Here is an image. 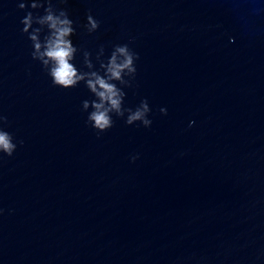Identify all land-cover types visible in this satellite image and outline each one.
I'll use <instances>...</instances> for the list:
<instances>
[{
    "label": "water",
    "instance_id": "1",
    "mask_svg": "<svg viewBox=\"0 0 264 264\" xmlns=\"http://www.w3.org/2000/svg\"><path fill=\"white\" fill-rule=\"evenodd\" d=\"M40 2L73 21L81 72L117 46L136 72L97 132L85 83L34 58L45 7L0 0V264H264V0ZM145 100L152 125H128Z\"/></svg>",
    "mask_w": 264,
    "mask_h": 264
},
{
    "label": "clouds",
    "instance_id": "2",
    "mask_svg": "<svg viewBox=\"0 0 264 264\" xmlns=\"http://www.w3.org/2000/svg\"><path fill=\"white\" fill-rule=\"evenodd\" d=\"M66 3L67 0H64ZM28 5L26 3L18 4L20 9H24ZM32 8L45 7L40 0H32ZM46 14L37 19V23L48 29V35L44 41L39 39L40 28L35 29L29 35L33 41L34 58L42 60L43 64L49 67V75L54 85L60 88H74L82 81L88 90L95 97L91 102L84 101L83 107L87 110L89 107L93 109L88 115V122L97 132L107 131L113 126L112 114L123 116L125 109L123 108L125 93L122 88H118L114 81L125 84L124 76L126 74H135L136 68L134 64V55L129 51L127 46H117L113 51L107 63L101 62V71H93V64L88 59L89 54L85 53L86 67L88 72H81L73 63L77 48L73 45L71 37L75 33L73 21L69 18L66 11H61L59 15L55 14L51 3L45 7ZM33 22L32 14L29 12L23 19L25 25L23 31L29 32ZM89 31L96 30L99 25L96 20L88 16ZM99 59V57H98ZM151 109L147 101L135 109H127L128 115L126 123L133 125L137 122L148 128L152 125V120L148 118ZM161 114L167 115V109L161 108ZM3 119V117H0ZM15 145L12 142L11 135L0 130V151L11 155ZM138 156L133 157V162ZM3 209H0V214Z\"/></svg>",
    "mask_w": 264,
    "mask_h": 264
}]
</instances>
